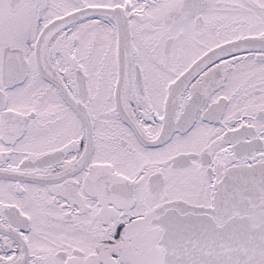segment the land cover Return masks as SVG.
Returning a JSON list of instances; mask_svg holds the SVG:
<instances>
[{
  "label": "snow or ice",
  "instance_id": "1",
  "mask_svg": "<svg viewBox=\"0 0 264 264\" xmlns=\"http://www.w3.org/2000/svg\"><path fill=\"white\" fill-rule=\"evenodd\" d=\"M0 264H264V0H0Z\"/></svg>",
  "mask_w": 264,
  "mask_h": 264
}]
</instances>
